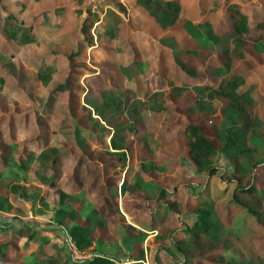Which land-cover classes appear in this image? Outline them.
<instances>
[{
	"label": "rangeland",
	"instance_id": "rangeland-1",
	"mask_svg": "<svg viewBox=\"0 0 264 264\" xmlns=\"http://www.w3.org/2000/svg\"><path fill=\"white\" fill-rule=\"evenodd\" d=\"M4 1L14 15L16 37L29 32L31 39L0 35V193L8 196L0 209V264H85L95 254L107 255L115 264H144L154 255L159 264H253V251L264 264V129L251 137L257 150L238 155L246 164L260 163L252 172L255 193L237 200L232 199L231 180L235 159L220 152L214 174L197 171L182 134L183 125L194 122L219 145L220 133L229 125L224 112L228 97H204L210 105L204 110L196 109L195 97L196 85L221 79L215 68L231 48L222 32L232 27L223 5L234 0H180L176 21L165 28L135 0ZM237 2L256 28L264 0ZM85 10L97 17L91 44L80 30ZM185 22L197 34L188 32ZM198 46L207 47L210 55L181 52ZM242 51L233 64L244 77L237 91L254 101L264 124V51L250 41ZM176 60L193 74L180 70ZM43 68L51 69L46 82L41 81ZM67 74V86L48 103L50 89L63 85ZM130 88L139 98L155 92L137 116H128L129 107H112L100 125L88 117L89 110L99 118L95 112L103 102L123 100ZM116 124L123 129V165L118 154L108 151L110 133L104 132ZM51 176L58 187L48 186ZM9 179L22 184L20 191H8ZM122 180L134 191L120 193ZM161 186L171 191L164 199H175L177 211L152 199ZM56 188L67 192L64 205L77 210L73 222L85 223L97 209L88 247L75 249L69 223L56 222ZM37 191L46 203L31 195ZM203 199L213 202L197 205ZM196 205L209 210L220 231L207 254L198 250L182 256L173 241L191 238L187 228ZM21 227L30 228L32 236L18 235Z\"/></svg>",
	"mask_w": 264,
	"mask_h": 264
},
{
	"label": "trees",
	"instance_id": "trees-1",
	"mask_svg": "<svg viewBox=\"0 0 264 264\" xmlns=\"http://www.w3.org/2000/svg\"><path fill=\"white\" fill-rule=\"evenodd\" d=\"M16 2H20L16 0ZM137 4L142 6L147 10L149 16L155 21V23L160 27H167L173 24L179 13L180 0H135ZM223 9L227 11L226 15L231 22V29L223 31L222 34L229 37L231 40V48L226 51L225 58L222 66L215 68L216 73L221 76V79L217 83L196 85L197 95L195 97L196 109L204 110L210 108L207 100H212L216 95H222L228 97L229 102L224 106V112L228 115L230 119L228 121V127H226L222 133H220V144L216 145L215 141L209 138L201 128L194 122H186L182 127V134L185 137L186 152L192 163L194 164L197 171H205L207 175H212L217 171V166L215 164V158L218 153L222 152L226 156L235 159V170L231 180L234 181L235 187L232 194V199L237 200L238 195H248L255 193L256 185L253 178V168L260 162L264 164V158L258 161H253L251 164H246L245 161L240 160L238 157L242 153H250L257 150V146L251 141V137L259 132L260 129H264V124L259 118L254 101L251 98L244 95L242 92H238L237 89L244 82V77L242 74H238L233 69L234 59L237 57H242L243 51L242 47L247 41H250L253 48L258 51H264V15L259 16L256 20V28H252V25L248 22L247 15L242 12L240 5L237 0L228 2L223 5ZM121 8V7H120ZM14 15L7 10L6 3L4 0H0V35L3 39H14L19 40L20 37L17 36V32L13 25H11ZM118 19V16H117ZM97 17L92 14L89 10H85L83 19L80 24V30L82 31V37L86 43H92V35L90 33L91 25ZM198 24V23H197ZM200 25V24H199ZM185 29L192 33L197 34L194 30V25L191 22L184 23ZM31 36L29 32H26L22 37V42L30 41ZM77 51L69 53L72 55ZM188 55H193L201 58H207L210 55V50L207 47L198 46L195 48H186L182 50ZM133 64V61H131ZM177 66L183 72L192 75L193 70L184 64V62L176 60ZM42 72V82H46L47 78L51 74V69L43 68ZM39 76V74H38ZM63 85H56L47 96V102L51 103L54 97V93L63 90L68 83L69 74L66 75ZM2 77L0 76V82ZM176 90H181L182 88H175ZM202 91V92H201ZM124 93V92H123ZM155 95V92H152ZM152 94H147L146 98H139L135 96L134 92L130 89H125L123 100H113L114 103L103 102L102 106L95 112L98 117L90 115L88 110V117L93 118L95 124L100 125V119L105 120L109 117V109L112 107L116 108H126L128 109V116H137L141 110L147 107V99L153 97ZM244 120V124L240 121ZM122 125L116 124L109 130L108 127L104 128V132H109V152L118 154L120 157V165L124 164L125 154H124V136L122 135ZM55 156L58 154L57 151H51ZM55 156L52 161L55 160ZM27 157H30L29 155ZM29 159V158H28ZM25 167V164L22 163ZM247 166V168H246ZM148 167H154L153 164H148ZM246 179V180H245ZM9 192H18L23 187L17 181L13 179L7 180L5 182ZM48 186H56V181L54 176L49 177ZM136 188L139 184L135 185ZM128 189L129 191H134V186L122 180L119 186L120 192ZM59 194L58 201L59 204L54 208V213L56 215V222L58 224L68 225L67 233L73 242L75 249L81 250L88 247L91 242V232L95 227V222L92 221L93 217L97 215V209H92V218H88L85 223L73 222L77 216V210L70 206L64 205V199L67 197V192L56 188ZM165 187H159L152 197L156 201H160L159 204L162 208L169 211H177L178 202L173 199L167 201L165 196L169 194ZM26 195V193H25ZM40 198V201L46 203L42 195L37 191L31 193ZM8 196L0 193V209L3 208L4 202H7ZM212 199H203L198 204L206 203L207 205L212 204ZM196 205V215L195 219L187 228L191 232V238L180 239L173 241V245L177 253L182 256H193L198 250L202 251L204 254L209 252L212 248V244L215 239L218 238L219 226L214 221L210 220L209 210L203 206ZM105 208H107L104 205ZM237 208H247V206L236 203ZM116 208V207H115ZM116 209H113L115 211ZM98 217V216H97ZM259 222V221H257ZM18 235L28 234L32 236L30 228H19L16 231ZM142 254V251H141ZM253 264H262L260 255L257 252H252ZM259 258L258 261H255ZM134 259L139 260L140 257H135ZM72 264H75L72 263ZM85 264H115L112 258L104 254H95L88 258ZM144 264H159L157 256H153L148 262Z\"/></svg>",
	"mask_w": 264,
	"mask_h": 264
},
{
	"label": "crops",
	"instance_id": "crops-1",
	"mask_svg": "<svg viewBox=\"0 0 264 264\" xmlns=\"http://www.w3.org/2000/svg\"><path fill=\"white\" fill-rule=\"evenodd\" d=\"M121 193V192H120Z\"/></svg>",
	"mask_w": 264,
	"mask_h": 264
}]
</instances>
